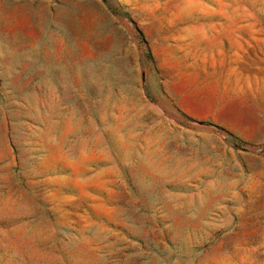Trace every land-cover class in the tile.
Here are the masks:
<instances>
[{
  "label": "rangeland",
  "instance_id": "rangeland-1",
  "mask_svg": "<svg viewBox=\"0 0 264 264\" xmlns=\"http://www.w3.org/2000/svg\"><path fill=\"white\" fill-rule=\"evenodd\" d=\"M0 264H264V0H0Z\"/></svg>",
  "mask_w": 264,
  "mask_h": 264
}]
</instances>
